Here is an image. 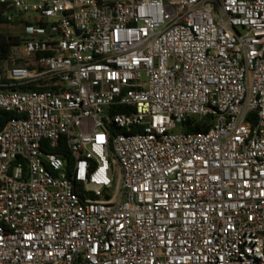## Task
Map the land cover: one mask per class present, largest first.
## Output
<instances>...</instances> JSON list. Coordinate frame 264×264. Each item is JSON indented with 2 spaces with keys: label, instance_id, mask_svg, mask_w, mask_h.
<instances>
[{
  "label": "built area",
  "instance_id": "obj_1",
  "mask_svg": "<svg viewBox=\"0 0 264 264\" xmlns=\"http://www.w3.org/2000/svg\"><path fill=\"white\" fill-rule=\"evenodd\" d=\"M0 3V264H264V0Z\"/></svg>",
  "mask_w": 264,
  "mask_h": 264
},
{
  "label": "trees",
  "instance_id": "obj_2",
  "mask_svg": "<svg viewBox=\"0 0 264 264\" xmlns=\"http://www.w3.org/2000/svg\"><path fill=\"white\" fill-rule=\"evenodd\" d=\"M10 12V9L5 5L0 3V26L1 25H15L10 24L6 19V14ZM27 39H23L21 37H12L7 36L5 34L0 33V69H3L4 65L11 61L12 50L14 47L21 45ZM24 90L25 88H21ZM13 117L12 113L2 112L0 114V130L5 126L8 120ZM210 118L205 122H198L195 120H191L188 122L186 126V133H199V132H207L210 128ZM119 131H115L118 133ZM60 150H54L55 153H59ZM68 161L70 162V157L66 156Z\"/></svg>",
  "mask_w": 264,
  "mask_h": 264
},
{
  "label": "rangeland",
  "instance_id": "obj_3",
  "mask_svg": "<svg viewBox=\"0 0 264 264\" xmlns=\"http://www.w3.org/2000/svg\"><path fill=\"white\" fill-rule=\"evenodd\" d=\"M0 33L5 34L7 36H12V37H21L23 39H27L28 36L26 35L24 28L19 25H1L0 26ZM7 66V63L4 65L3 68Z\"/></svg>",
  "mask_w": 264,
  "mask_h": 264
}]
</instances>
